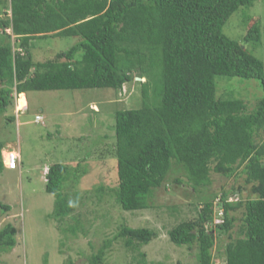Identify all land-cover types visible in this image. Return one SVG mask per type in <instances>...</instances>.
Wrapping results in <instances>:
<instances>
[{
    "label": "trees",
    "instance_id": "obj_1",
    "mask_svg": "<svg viewBox=\"0 0 264 264\" xmlns=\"http://www.w3.org/2000/svg\"><path fill=\"white\" fill-rule=\"evenodd\" d=\"M256 1L0 0V114L11 105L14 91H118L134 80L133 73L145 77L140 80L143 105L115 114L117 203L126 211L149 208L150 199L178 169L195 191L212 183L213 171L228 178L244 174L256 197L232 201L237 188H224L219 199L204 200L195 217L180 220L168 234L175 244L195 249L198 264H214L219 234L230 232L240 220L236 236L230 234L225 247L227 264H264V142L259 140L264 132V60L246 47L261 43L262 30L250 16L241 40L223 31L233 13ZM48 36L78 39L54 58L36 60L31 42ZM218 76L226 82L223 93H218ZM233 81L253 84L262 92L254 94L253 109L243 91L248 87L236 90ZM4 147L0 141V172L6 168ZM86 173L80 163L72 171L55 163L47 174L57 227L72 235L86 231L73 216L77 199L72 200L68 187ZM174 181L185 182L180 177ZM98 188L102 194L103 186ZM0 207L10 210L8 204ZM239 208H244L240 218L231 213ZM217 212H222L219 222ZM72 216L74 222L63 228ZM16 232L12 223L1 227L0 254L16 246ZM157 235L153 228L121 225L90 262L103 264L114 240L122 239L144 259L140 264H148L142 246Z\"/></svg>",
    "mask_w": 264,
    "mask_h": 264
},
{
    "label": "rangeland",
    "instance_id": "obj_2",
    "mask_svg": "<svg viewBox=\"0 0 264 264\" xmlns=\"http://www.w3.org/2000/svg\"><path fill=\"white\" fill-rule=\"evenodd\" d=\"M250 16L259 20L262 39L261 43H248L246 47L264 60V0L233 13L225 22L223 31L241 40ZM77 39L73 36L36 39L31 42L34 58H54L58 52L69 49ZM133 77L134 80L118 91L113 88L30 90L23 92L22 96L14 91L11 105L0 114V141L4 142V149H17L21 161L16 170L5 166L0 172V203L10 206L9 211L0 207V229L12 223L17 229V243L9 252L0 254V264H91L90 257L97 253L104 240L113 237L124 224L158 231L150 243L142 246L148 264H198L195 249L172 242L168 230L182 219L195 217L204 200L213 196L219 199L224 188H237L231 192L232 201L256 197L252 186L245 185L244 174L228 178L213 171L212 183L205 190L195 191L187 183L184 171L178 169L172 170L170 182H166L150 199L152 206L135 211L123 210L113 192L118 175L112 149L116 112L143 105L140 82L145 81V77L136 72ZM223 79L217 77L221 82L218 93H223L226 87ZM233 83L236 90L248 87V92L243 91L248 94L250 109H253L257 101L256 87L246 82ZM23 97L27 99L24 108L21 105ZM38 114L42 117L37 118ZM12 115L14 121L9 120ZM261 136L259 140L264 142V132ZM55 163H63L71 171L80 163L87 170L78 183L71 182L68 187L72 200L77 199L73 216L83 223L85 235L81 232L72 235L57 227L52 214L55 196L46 191L47 178L44 177V167ZM175 177L185 180L186 184L178 185ZM99 185L104 188L102 194L97 191ZM239 186L243 189L238 190ZM243 211L244 208H239L231 213L240 218ZM73 216L67 217L61 226L67 228L74 222ZM218 216L222 217V212L215 215L216 222L220 221ZM239 226L240 220H237L230 232L219 234L213 248L214 264H227L225 247L229 235L236 236ZM143 260L118 239L114 240L103 264H140Z\"/></svg>",
    "mask_w": 264,
    "mask_h": 264
},
{
    "label": "built area",
    "instance_id": "obj_3",
    "mask_svg": "<svg viewBox=\"0 0 264 264\" xmlns=\"http://www.w3.org/2000/svg\"><path fill=\"white\" fill-rule=\"evenodd\" d=\"M36 117L40 118L42 116L38 115ZM2 156L3 162L8 169H17V164L21 161L20 153L17 149H4Z\"/></svg>",
    "mask_w": 264,
    "mask_h": 264
},
{
    "label": "clouds",
    "instance_id": "obj_4",
    "mask_svg": "<svg viewBox=\"0 0 264 264\" xmlns=\"http://www.w3.org/2000/svg\"><path fill=\"white\" fill-rule=\"evenodd\" d=\"M20 94H23V93H20ZM38 115H40V114H38ZM49 167H50V166H49ZM49 167H46V166L44 167V177L46 176L45 178H47V174H48V172H49ZM11 170H13V169H11ZM14 170H16V169H14ZM46 181H47V180H46Z\"/></svg>",
    "mask_w": 264,
    "mask_h": 264
},
{
    "label": "bare ground",
    "instance_id": "obj_5",
    "mask_svg": "<svg viewBox=\"0 0 264 264\" xmlns=\"http://www.w3.org/2000/svg\"><path fill=\"white\" fill-rule=\"evenodd\" d=\"M21 105H22V108H24L25 106H27V99H26V97H23V99L21 100Z\"/></svg>",
    "mask_w": 264,
    "mask_h": 264
}]
</instances>
